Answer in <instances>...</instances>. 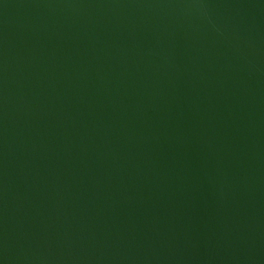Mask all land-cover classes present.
Here are the masks:
<instances>
[{
  "label": "water",
  "instance_id": "water-1",
  "mask_svg": "<svg viewBox=\"0 0 264 264\" xmlns=\"http://www.w3.org/2000/svg\"><path fill=\"white\" fill-rule=\"evenodd\" d=\"M0 264H264V0H0Z\"/></svg>",
  "mask_w": 264,
  "mask_h": 264
}]
</instances>
